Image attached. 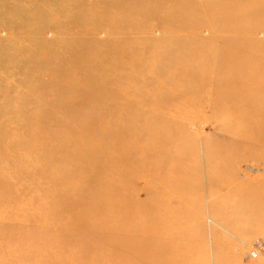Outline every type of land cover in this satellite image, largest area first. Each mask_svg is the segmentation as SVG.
<instances>
[{
  "label": "rangeland",
  "instance_id": "374dc122",
  "mask_svg": "<svg viewBox=\"0 0 264 264\" xmlns=\"http://www.w3.org/2000/svg\"><path fill=\"white\" fill-rule=\"evenodd\" d=\"M42 96L54 102L39 104ZM57 108L76 112L46 113ZM24 118L56 125L60 120L63 126L54 132L26 127L18 142L33 134L53 143L64 136L79 139L78 133L89 140L72 147L65 160L51 162L56 168L104 146L93 133H120L138 120L139 127L125 133L124 146L133 149L129 160L143 156L137 150L161 144L160 137L171 144L156 169L165 160L170 165L157 177L137 181L132 193L140 202L146 182L173 180L159 186L168 195L162 204L153 203L155 215L137 219L151 227L150 236L134 234L136 242L149 240L147 257L130 259L134 250L124 247L116 250L114 263L264 264V217L251 211L261 205L258 192L264 190V0H0V126L20 133ZM164 119L177 129L133 137ZM60 146L51 147L55 152ZM128 158L119 153L108 158L114 166L105 173L122 174ZM173 164L180 168L169 167ZM132 169L130 174L137 170ZM72 175L59 187L49 186L47 178L40 183L44 191H56L42 196L43 203L62 208L54 224H47L49 236L55 244L68 242L71 251L80 250V238L89 233L76 224L89 219L92 208L82 203L70 213L74 203L66 200V191L74 185L83 200L95 197L118 207L128 198L124 183L99 186L82 168ZM18 183L21 199L39 184L25 177ZM101 187L108 192L101 195ZM18 201H9L13 208L5 210L0 203V264H35L34 255L44 259L27 241L35 225L14 217L28 210L19 213ZM186 247L191 254L184 258Z\"/></svg>",
  "mask_w": 264,
  "mask_h": 264
},
{
  "label": "bare ground",
  "instance_id": "6f19581e",
  "mask_svg": "<svg viewBox=\"0 0 264 264\" xmlns=\"http://www.w3.org/2000/svg\"><path fill=\"white\" fill-rule=\"evenodd\" d=\"M38 98H39L38 101L39 104H43L49 100H52L54 102V99H49V97L47 96L46 97L42 96L41 98L40 97ZM59 112L66 114L67 113L73 114L76 111L74 109L61 110L57 108V110H50L49 112L46 113L57 114ZM109 113H110L109 111L107 112L104 111V114H109ZM13 114L20 115L27 113L20 110L19 111L14 110ZM31 119L33 120V118H30L29 121L28 118L27 120H25V118L22 119L23 122L24 121L26 122L22 123V125L23 124L24 125L20 133H17V131H9L8 127L6 126L7 124H2L0 126V189L6 190L7 192V194L5 191H4L5 193L1 192L2 194H0V203L6 204L3 205V209L5 210V208H8L9 206V201H12L13 199L15 200L18 199L20 201V204L18 205L16 210L19 212V210H22L23 207L28 209L27 213L25 215L22 214L21 216H18L17 215L18 213L16 214L15 212L16 216L14 215V217L15 219L17 218L18 221H20L21 223L26 224V221L29 220V222L31 221L35 225L33 226V228L30 229V231L27 230V235H28L27 241L30 239L29 240V242L31 243L29 245L30 248H33L36 252L40 251L44 253V259L41 260L40 255H34L33 257L34 263L35 264H125L123 262L120 263L119 261L117 263H114L115 260H117L116 250L122 249L124 247L134 250V252H132L130 259L132 258L136 259L140 256L141 258L147 257V247L149 245V240L146 237V239L141 243L136 242L134 238L135 237L134 234L138 232H143L144 234L147 235L149 234L150 236L151 227L150 225L147 224H143V226L139 225V223H137L138 221L137 219L141 214H145L147 216L155 215V211L152 212L153 203L158 202L159 204H162L165 199V196L168 195V191L166 189H163L162 187L160 190L159 186H161V184L167 183L168 181L172 182L173 180H169V178H166V176H164L160 183H156L154 180L150 182H146L145 187L143 188L145 190L144 193H146L145 194L146 198L140 202L134 201L135 199L133 198L132 193L136 188L135 183L137 181H140L142 178L145 179L146 177H149L151 175L157 177L159 176L161 170L164 167H166L168 164L170 165V162H172L171 159L165 160L164 162L162 161L161 165H159L161 169H156L159 162L158 158L162 156H166V153L167 155L169 154V151L172 147L171 144L169 143L167 144V142H165L166 139L160 137L162 141L161 144L152 145L145 149L137 150L138 152L142 153L143 156H141V158L133 162L129 160L128 157H130L133 154V149L132 147L131 149H129L126 146H124L125 137L128 136L125 135V133L127 134L130 133V131H128V127L132 128L133 125L139 127V125L142 123V120H138L135 123L134 122L130 123V125L124 124V127L122 128L120 133H114L112 135H109L110 134L109 133L108 135L106 134L105 136L98 135L97 133H93L94 137L100 138L99 140L105 143L104 146L101 145L92 149L90 153H88L85 156H80V160H76L75 162H70L71 159H69V162L66 161L67 162L66 167L56 168L51 165V162H53L54 160L56 161H59L61 159L65 160L68 157V153L70 154V152L72 151L71 150L72 147H74L77 144L78 145L84 144L87 141L85 138H83L84 133H78L80 134L79 139L76 138L75 140L72 139L70 140L68 136H64L63 138L59 139L60 141L54 140V143L53 141H47L46 139H43L41 135L37 136V134L35 135L33 134L31 137H29L30 139H23L22 137V141L18 142L19 137L22 135L21 133H23V130L28 129L26 127H34L35 129H38L40 131L46 130V131L54 132L63 126L60 120L56 121L57 123H59L58 125H56L54 124L55 122L54 120L53 121L51 120L50 123H45V122L42 123L40 119L35 118V120L33 121H31ZM159 123L161 124L160 127H157V125H152L151 127L146 126L147 128H144L145 126H143L142 133L140 131L138 132L137 135H133V137L138 139L145 133L147 134L152 132L164 133L165 131L169 132L168 129L164 131L166 127H169L170 130H172L171 128H175L174 130L177 129V127H175L177 126V123L174 121L164 119ZM83 128H84L83 130L86 132L90 131L88 126H85ZM72 129L73 127L67 128L65 130L71 131ZM8 133H12L11 134L12 139L10 140L6 139ZM76 136L78 137V135ZM130 137H132V135ZM57 142H59L61 146L59 149L57 148L58 150L54 152V149L51 146L52 144H56ZM88 142L89 140L86 142V144ZM117 153L123 154L124 157L128 158L125 159L127 161H124V163L122 164L123 173L120 175H114L111 171H109V174H106L105 171L107 169L112 168L111 166H114V164L108 162L107 159L113 157V155ZM47 155L51 157L50 159L51 161H48L44 158ZM99 155L105 157V159L97 158ZM151 162L153 163L154 166L152 165ZM174 166H178V168H180L179 164L178 165L173 164L172 166L169 167H174ZM132 167L133 169H137L136 170L137 172L136 171L135 173L131 172L130 174ZM80 168L90 170L93 176L91 178V181H95L94 183H99V186H101V184L104 181H112V180L115 183L117 182L124 183L122 194H126L128 198L125 206L118 207L117 205L100 203V200H97V198L95 197L89 198L88 200H83L81 197V190L75 187L74 185L71 187L69 192L66 191L65 192L66 200H68L69 202L73 201L72 203H74L72 209L69 210L70 213L74 211L75 209L74 207L81 206L82 203H88V205H91L92 208L90 213L88 212L90 214L89 219L86 218L84 221L76 224L77 227L79 226V228L84 230L86 229V227L89 228V233L88 231H86L87 234L83 235L82 238H80L81 249L79 250L78 247L75 249L71 248L72 249L71 251L69 250L70 245L68 242L64 241L63 243L60 244L56 242L55 244V242L52 241V237L49 236V228L47 224L50 225L54 224L52 223V220L56 216L57 211L61 210L62 208L57 207L58 205H56V207H53L52 204H45L46 202L43 203L42 196L51 197L52 194L54 195L56 193V191H54V188L53 191L52 189L50 190L52 194L47 191H44L43 186L45 183L43 185L42 184L40 185V183H43L41 182V180L45 181V179L47 178L46 183L48 181L49 186L58 185L59 187V181L64 182L72 178L73 176L72 173ZM46 169L50 170L48 176L44 172ZM103 170L104 172L101 173ZM185 176L186 175H184V178ZM21 177H25L29 182V184H33L34 182L39 183L35 189L34 187L33 189L32 188L30 189V193L24 199L19 198L20 195L18 194L19 193L18 181H20ZM127 179H133V182L129 184V186L125 185ZM174 185L177 186L180 184H174ZM60 191L63 192L61 189ZM99 192L101 193V195H103L106 194V192L108 191L105 190V187L103 188L101 187L99 189ZM258 193L259 195H261L260 197L261 205H259V207L257 208H255L254 206L251 207V211L255 216L264 217V190L262 191V189L259 188ZM21 194H23V192ZM68 201L66 203H68ZM104 211L105 212L108 211L109 214L104 215L103 214ZM70 213L68 217L70 216ZM57 217H58V213H57ZM65 219L67 218L65 217ZM158 226L161 227V224H159ZM262 227L264 228V225ZM18 228H16V230ZM72 238H75V236L73 235ZM108 238H110V240H108ZM12 249L13 248H11V250ZM190 254L191 252L188 249V247L184 248L183 257L187 258L190 256Z\"/></svg>",
  "mask_w": 264,
  "mask_h": 264
},
{
  "label": "built area",
  "instance_id": "2783aa9c",
  "mask_svg": "<svg viewBox=\"0 0 264 264\" xmlns=\"http://www.w3.org/2000/svg\"><path fill=\"white\" fill-rule=\"evenodd\" d=\"M256 255V253H253V256H255Z\"/></svg>",
  "mask_w": 264,
  "mask_h": 264
}]
</instances>
